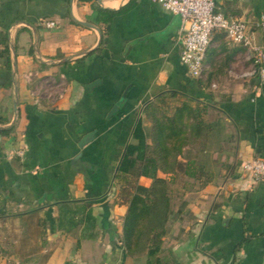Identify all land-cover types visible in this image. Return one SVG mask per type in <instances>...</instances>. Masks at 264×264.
<instances>
[{
	"label": "crops",
	"instance_id": "1",
	"mask_svg": "<svg viewBox=\"0 0 264 264\" xmlns=\"http://www.w3.org/2000/svg\"><path fill=\"white\" fill-rule=\"evenodd\" d=\"M214 2L264 40L255 27L264 0ZM100 8L118 13L105 21ZM180 26L151 0H0V127L10 129L0 134V263L125 264L119 158L144 105L177 91L207 106L206 144L191 155L213 178L181 189L189 213L160 255L170 264H264V179L243 169L264 159V83L248 74L246 48L222 32L192 77L179 58Z\"/></svg>",
	"mask_w": 264,
	"mask_h": 264
},
{
	"label": "trees",
	"instance_id": "2",
	"mask_svg": "<svg viewBox=\"0 0 264 264\" xmlns=\"http://www.w3.org/2000/svg\"><path fill=\"white\" fill-rule=\"evenodd\" d=\"M116 13L99 9L105 21ZM206 107L177 91L159 94L144 105L143 116L134 125L115 174L116 202L127 204L120 239L125 256L133 259L143 255V264H170L169 257L159 254L173 210V187L179 183L180 176L183 189L202 187L213 178V173L191 155L206 144L209 130L204 117ZM9 130L0 127V134L7 135ZM159 171L165 176H160ZM142 177L149 178L150 183H140ZM184 202L178 209L183 223L189 213ZM86 217L93 218L90 212ZM63 264L74 263L66 260Z\"/></svg>",
	"mask_w": 264,
	"mask_h": 264
},
{
	"label": "built area",
	"instance_id": "3",
	"mask_svg": "<svg viewBox=\"0 0 264 264\" xmlns=\"http://www.w3.org/2000/svg\"><path fill=\"white\" fill-rule=\"evenodd\" d=\"M181 19L178 38L181 43L180 61L192 77L200 78L205 70L204 56L214 32H222L226 39L247 50L252 63L248 74L264 83V40H258L256 30L240 17H226L215 11L214 0H151ZM52 26L53 22H46ZM255 27H264V14ZM17 154H22L19 152ZM243 169L254 182L264 179V159L253 157L243 164Z\"/></svg>",
	"mask_w": 264,
	"mask_h": 264
},
{
	"label": "rangeland",
	"instance_id": "4",
	"mask_svg": "<svg viewBox=\"0 0 264 264\" xmlns=\"http://www.w3.org/2000/svg\"><path fill=\"white\" fill-rule=\"evenodd\" d=\"M182 183L183 182L180 180L179 183L177 184V186L173 188L172 198H171L173 210L170 213L169 220H168V223L166 225L167 231H166V234L164 236V244L165 245L163 244V246H162V248L164 247L165 250H163V251L161 250V252H160V254H163V255H167V253H166L167 248H165V247H168V243L171 240V238L174 236L177 237L181 233L180 232L181 230L178 227L181 226L182 221H176V220H177V218L180 219V214L178 213V209L182 205V202H184L186 200L185 193L181 192V189H183ZM144 260H145V258L143 255L136 256L133 259H131L130 257L127 256V261L125 262V264H143ZM4 264H6V263H4ZM95 264H103V263L100 262V259H98V261H96ZM107 264H112V263L108 262Z\"/></svg>",
	"mask_w": 264,
	"mask_h": 264
},
{
	"label": "water",
	"instance_id": "5",
	"mask_svg": "<svg viewBox=\"0 0 264 264\" xmlns=\"http://www.w3.org/2000/svg\"><path fill=\"white\" fill-rule=\"evenodd\" d=\"M98 2H100V0H97ZM117 109H118V105L116 104V105H114L113 107H112V109L109 111V116L110 115H112L115 111H117ZM93 137V132L92 131H90V132H88V133H86V134H84L83 136H82V138L80 139V141H79V146H83L90 138H92Z\"/></svg>",
	"mask_w": 264,
	"mask_h": 264
}]
</instances>
